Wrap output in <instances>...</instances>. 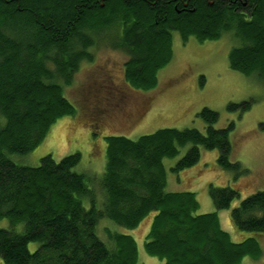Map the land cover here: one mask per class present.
<instances>
[{
    "label": "trees",
    "instance_id": "trees-1",
    "mask_svg": "<svg viewBox=\"0 0 264 264\" xmlns=\"http://www.w3.org/2000/svg\"><path fill=\"white\" fill-rule=\"evenodd\" d=\"M183 43L218 40L232 34L238 45L229 67L246 77L264 76V0H0V260L3 264H137L132 236L104 228L101 221L133 230L151 215L144 250L162 264H239L259 258L255 237L233 242L221 229L218 212L239 197L238 179L248 170L231 160L233 123L216 129V111L197 113L205 125L163 128L129 139L105 137V166L97 178L75 168L80 154L35 167L26 156L59 119L76 115L64 88L81 63L93 61L104 44L126 56L123 80L130 90L150 92L172 59V33ZM107 42V43H106ZM251 100L230 103L229 111L250 109ZM191 145L172 171L194 167L199 148L217 150L219 168L234 185H209L215 212L197 214L191 191L166 190L163 161ZM241 232L264 235V190L230 211ZM30 243L37 244L31 252Z\"/></svg>",
    "mask_w": 264,
    "mask_h": 264
},
{
    "label": "rangeland",
    "instance_id": "rangeland-1",
    "mask_svg": "<svg viewBox=\"0 0 264 264\" xmlns=\"http://www.w3.org/2000/svg\"><path fill=\"white\" fill-rule=\"evenodd\" d=\"M237 45L229 33L218 40L202 43L193 37L183 43L178 33H172V59L158 73L156 89L146 93L126 87L123 80L126 56L105 43L99 45L93 51V61L81 63L72 84L64 88L76 115L59 119L31 153L12 160L35 167L46 155L59 161L66 155L78 153L80 162L75 170L99 178L104 172L106 136L122 135L133 140L163 128H194L204 133L205 125L197 113L203 108L216 111L219 119L214 128L234 125L229 134L231 160L248 170V174L236 183L239 197L230 208L218 212L220 227L233 242L251 237L258 240L259 258L245 256L239 264H264V235L258 237L238 231L230 221L232 208L249 195L264 190V76L246 77L229 67V51ZM248 100H251V106L245 112L227 108L230 103ZM191 147H181L174 158L163 161L166 190L194 192L198 202L197 214L215 212L208 194L209 185H234L233 174L218 167L217 150L202 148H199L200 160L194 167L172 171ZM150 223L151 215L135 229L126 230L104 220L100 222L98 233L103 240H106L104 228L129 234L136 243L137 264H162L163 261L144 250ZM0 228H8V221L0 220ZM28 248L33 252L37 244L30 243ZM0 264H3L1 260Z\"/></svg>",
    "mask_w": 264,
    "mask_h": 264
},
{
    "label": "crops",
    "instance_id": "crops-1",
    "mask_svg": "<svg viewBox=\"0 0 264 264\" xmlns=\"http://www.w3.org/2000/svg\"><path fill=\"white\" fill-rule=\"evenodd\" d=\"M178 191H183V190H177V189H175V190H170L169 192H178Z\"/></svg>",
    "mask_w": 264,
    "mask_h": 264
}]
</instances>
